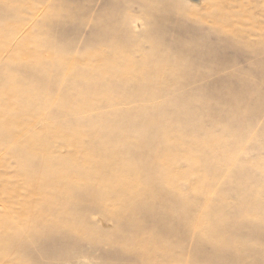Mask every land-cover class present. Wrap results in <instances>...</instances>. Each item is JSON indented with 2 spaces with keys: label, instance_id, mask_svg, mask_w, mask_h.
I'll return each mask as SVG.
<instances>
[{
  "label": "rangeland",
  "instance_id": "374dc122",
  "mask_svg": "<svg viewBox=\"0 0 264 264\" xmlns=\"http://www.w3.org/2000/svg\"><path fill=\"white\" fill-rule=\"evenodd\" d=\"M0 92V264H264V0H0Z\"/></svg>",
  "mask_w": 264,
  "mask_h": 264
},
{
  "label": "bare ground",
  "instance_id": "6f19581e",
  "mask_svg": "<svg viewBox=\"0 0 264 264\" xmlns=\"http://www.w3.org/2000/svg\"><path fill=\"white\" fill-rule=\"evenodd\" d=\"M225 3V2H224ZM215 19L218 21V24L219 25H223V29H225V27L227 28V27H229V25H228V23H227V21L228 20H226V16L224 15V11L221 9V4L215 9ZM127 61L126 62H132L129 58H127L126 59ZM136 62V61H135ZM133 67V66H132ZM130 69V68H129ZM133 69V68H132ZM125 72V71H124ZM4 90H6V89H4ZM3 90V91H4ZM5 92V91H4ZM1 93V92H0ZM7 94H5V96H6ZM0 97H4V96H0ZM7 98V100L8 99H10L11 97L9 96H7L6 97ZM2 100H3V98H2ZM6 101V100H5ZM9 101V100H8ZM10 102V101H9ZM8 102V103H9ZM7 103V102H6ZM3 108H4V110L0 107V118H4V119H6V117H7V113H6V109H5V107L3 106ZM73 136H75V137H78V136H76V135H74V134H69L68 135V137H70V138H73L74 139V137ZM47 138V137H46ZM45 138V139H46ZM42 141H44V140H42ZM45 141H47V140H45ZM176 142H178V141H176ZM38 143H41V140H40V138L39 137H37L36 139H34L33 141H31L30 143H29V155H28V158H29V156H31L30 154H31V152H34V156H37L38 154H39V147L42 149V148H44V146L42 147V144L41 145H39L38 147H37V144ZM43 143V142H42ZM174 142H172V144H173ZM179 143V142H178ZM170 144V143H169ZM43 145H44V143H43ZM173 148V147H172ZM23 158V157H22ZM43 158H44V156H43ZM86 158H88V156H86ZM24 159H27L26 157L24 158ZM25 162V161H24ZM22 163V162H21ZM27 163V162H26ZM23 169V168H22ZM35 170V169H34ZM33 170V171H34ZM37 171H39V168H38V170ZM30 172L31 174H29L28 172H25V170L23 169V171L22 172H20L21 174V177L22 178H25L27 181H28V178H31V179H35V183H31L32 185L31 186H29L28 188H27V192H28V198L27 199H23L22 200V202H21V206H22V211L18 214L19 215V218L20 219H22V221L21 222H34L35 224H34V226L36 227V228H41L40 226L41 225H43L42 224V220L41 219H43V217H45V214H46V211L48 210V209H46V205L44 204V198L46 197V193H48L51 189H52V187H50L51 185H52V183L54 182V178L52 177V173H51V171L50 170H41V168H40V172ZM32 176V177H31ZM54 177H55V179H56V176L55 175H53ZM112 176V175H111ZM106 178H108V176L106 177ZM24 179V180H25ZM105 180V179H104ZM107 180V182H108V179H106ZM26 181V182H27ZM30 181V180H29ZM33 181V180H32ZM58 181L56 180V182L55 183H57ZM106 182V183H107ZM123 186H120V190L121 191H123V190H125L126 189V186H124V185H126V184H122ZM255 185V184H254ZM264 185H262V187H263ZM260 187H261V185H260ZM25 188V187H24ZM250 188V187H249ZM23 189V188H22ZM118 189V192L120 191ZM253 189V188H252ZM26 190V189H25ZM254 190V189H253ZM103 191V190H102ZM253 192H256V190L255 191H253ZM104 194L107 196V191L105 192L104 191ZM111 194V193H110ZM255 195V194H254ZM113 196L114 197H118V196H120L119 194H115V192H114V194H113ZM248 197H250V196H248ZM58 202V201H57ZM255 202V201H254ZM251 204V203H250ZM254 204V203H253ZM252 204V205H253ZM52 205V204H51ZM126 204H125V202H123V201H121L120 202V205H119V207H118V209L116 210V212H115V217H118V216H121V212H122V209H123V207L125 206ZM251 205V206H252ZM255 206H256V204H255ZM258 206V205H257ZM50 207H52V206H50ZM49 207V208H50ZM255 208V207H254ZM9 213V212H8ZM251 213V212H250ZM249 213V214H250ZM252 213H253V211H252ZM7 216H9V217H11V216H13V214L12 213H10V214H8ZM250 216H252L251 214H250ZM255 216V215H254ZM252 218V217H251ZM4 219V217L1 219V220H3ZM259 219V218H258ZM251 220V219H250ZM261 220V219H260ZM260 220H258V221H260ZM256 222V221H255ZM259 223V222H258ZM3 224V222H0V225H2ZM72 230V229H71ZM46 231V230H45ZM13 237H15L14 236V234L12 235V234H5V236H3L1 239H0V253H1V255H0V257H4L6 254H8L9 252H8V248H9V246H10V243H12L11 241H13ZM16 239V238H15ZM15 241V240H14ZM13 241V242H14ZM12 245V244H11ZM8 252V253H7Z\"/></svg>",
  "mask_w": 264,
  "mask_h": 264
}]
</instances>
